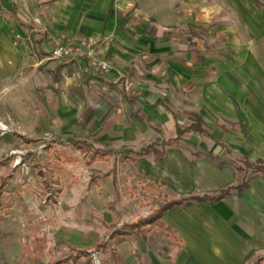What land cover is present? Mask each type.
Here are the masks:
<instances>
[{
	"label": "crops",
	"instance_id": "obj_1",
	"mask_svg": "<svg viewBox=\"0 0 264 264\" xmlns=\"http://www.w3.org/2000/svg\"><path fill=\"white\" fill-rule=\"evenodd\" d=\"M259 1L262 7L253 0H2L0 82L19 79L18 87L36 93L32 121L18 123L82 155L88 152L72 144L88 143L98 152L89 166L123 155L161 202L213 198L238 185L232 164L264 160ZM63 36L102 43L111 70L80 77L78 65L51 60L49 39ZM196 119L209 136L185 131ZM91 186L99 198L111 190L95 180ZM95 201L99 216L114 223L109 202ZM160 222L174 235L143 231L151 225L115 227L107 243L80 236L71 243L80 260L99 251L102 264H250L264 254V178L215 203L177 206Z\"/></svg>",
	"mask_w": 264,
	"mask_h": 264
},
{
	"label": "rangeland",
	"instance_id": "obj_2",
	"mask_svg": "<svg viewBox=\"0 0 264 264\" xmlns=\"http://www.w3.org/2000/svg\"><path fill=\"white\" fill-rule=\"evenodd\" d=\"M185 34L186 38L190 35L187 30ZM18 83L19 79L12 85L0 82V120L10 126L6 135L0 134V184L4 182L6 190L0 222V264H51L58 260L92 264L89 258L80 260L76 256L71 240L80 236L107 243L112 229L124 231V226L136 222L137 216L159 208L163 202L160 191L145 181L136 171V164L123 155L112 153L103 163L89 166L85 161L94 149L88 143L83 145L88 154L82 155L71 147L47 141L48 135L60 140L50 132L33 128L29 133L18 119L24 116L32 121L31 114L38 111L37 97L32 89L25 92ZM65 150H72V159L63 156ZM19 160L21 165L15 167ZM251 175L248 170L244 176ZM93 180L104 188L108 184L111 190L99 191V198L91 186ZM95 199L109 202L111 211L116 212L114 223L99 216L98 208L91 204L96 203ZM143 231L170 238L157 225ZM259 258L264 254L250 264H257Z\"/></svg>",
	"mask_w": 264,
	"mask_h": 264
},
{
	"label": "trees",
	"instance_id": "obj_3",
	"mask_svg": "<svg viewBox=\"0 0 264 264\" xmlns=\"http://www.w3.org/2000/svg\"><path fill=\"white\" fill-rule=\"evenodd\" d=\"M258 6L262 7V3L259 0H253ZM186 132H194L199 133L201 135L209 136V134L204 130L202 126V122L199 119H196L186 130ZM76 149L81 150L82 152H86L85 149H83V146H80L77 143L72 144ZM97 154L98 152L92 151V155L90 156L88 160V165H91L93 162L97 160ZM65 155V154H64ZM103 157V155H102ZM58 159H60V156H57ZM231 167L238 173V175L242 178L241 180L238 179V185L236 187H230L225 190H222L218 196L210 198L208 196L204 197H192V198H182V199H168L166 198L163 201V204L155 210L150 217L148 218H140L137 223L130 224L125 226V229L129 232L133 231H141L145 226L148 225H157L160 229L163 231H168V235H174L171 230H165L164 225L160 222V219L162 215L173 208L179 206L183 208H187L190 205H192L194 202L201 203V202H208V203H215L223 198L227 197L228 195L232 194V191H236L237 194H241L243 191L248 189L250 187V184L253 180H255L258 177L264 178V160L260 159L256 162H250L248 160L244 161L242 165H234L232 164ZM250 170L252 172V175L250 177L245 178L246 171ZM42 174V172H40ZM244 174V175H243ZM5 183L2 182L0 184V222L2 221V215L5 205H4V194H5ZM67 260H58L51 264H65ZM257 264H264V258H259L257 261Z\"/></svg>",
	"mask_w": 264,
	"mask_h": 264
},
{
	"label": "built area",
	"instance_id": "obj_4",
	"mask_svg": "<svg viewBox=\"0 0 264 264\" xmlns=\"http://www.w3.org/2000/svg\"><path fill=\"white\" fill-rule=\"evenodd\" d=\"M51 51L50 59L79 66L80 77L93 74H107L111 70L108 61L101 57L102 43L90 39H76L70 36L60 38H50ZM126 91L131 90L132 83L124 80L123 84ZM10 131V126L0 120V134L6 135ZM47 141L54 143L52 136H47ZM21 165V160L16 162L15 167ZM60 205V203H58ZM93 264H102L99 251L92 249L88 251Z\"/></svg>",
	"mask_w": 264,
	"mask_h": 264
}]
</instances>
